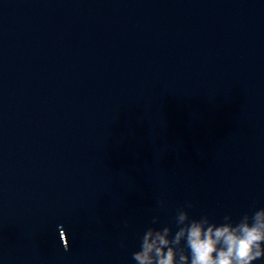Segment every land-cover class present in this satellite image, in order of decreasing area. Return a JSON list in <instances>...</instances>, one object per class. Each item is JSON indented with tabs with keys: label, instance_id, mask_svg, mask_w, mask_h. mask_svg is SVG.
Masks as SVG:
<instances>
[{
	"label": "clouds",
	"instance_id": "clouds-1",
	"mask_svg": "<svg viewBox=\"0 0 264 264\" xmlns=\"http://www.w3.org/2000/svg\"><path fill=\"white\" fill-rule=\"evenodd\" d=\"M186 219V212L179 211V221ZM168 233L165 228L163 235L156 232L154 236L153 230L147 229L140 250L132 255L136 264H253L264 259V208L251 216L245 214L235 224L230 217L219 225L193 219L172 237L171 243L177 247L183 238L184 247L179 251L169 246Z\"/></svg>",
	"mask_w": 264,
	"mask_h": 264
}]
</instances>
